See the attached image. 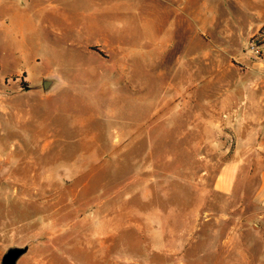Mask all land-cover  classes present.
I'll return each instance as SVG.
<instances>
[{"label":"rangeland","instance_id":"1","mask_svg":"<svg viewBox=\"0 0 264 264\" xmlns=\"http://www.w3.org/2000/svg\"><path fill=\"white\" fill-rule=\"evenodd\" d=\"M180 1L0 0V260L26 246L16 264H264L239 68L199 77L205 0L183 16ZM237 154L239 192L217 194Z\"/></svg>","mask_w":264,"mask_h":264},{"label":"crops","instance_id":"2","mask_svg":"<svg viewBox=\"0 0 264 264\" xmlns=\"http://www.w3.org/2000/svg\"><path fill=\"white\" fill-rule=\"evenodd\" d=\"M184 0L178 3V8L184 14ZM192 21L197 32L205 31L207 70L206 74L199 77L206 78L208 85L215 79H225L223 71L228 65L237 63L238 80L235 87L240 93L237 120L240 127H247V137L244 139L247 152L253 158L261 161L256 172L251 167L244 174H256L259 185L253 192L258 201L264 200V152L254 144L259 142L261 129L264 126V43L262 55L255 58L245 51L247 40L258 31L264 35V0H205L201 6L192 9ZM182 23V19H181ZM180 55L176 57L174 70L176 77H181L183 54V27L180 24ZM243 47V48H242ZM170 70L169 72H171ZM250 128V130H249ZM236 153L242 152L236 150ZM240 155L225 161L214 178L212 190L222 196H232L239 192L238 179L242 175Z\"/></svg>","mask_w":264,"mask_h":264},{"label":"water","instance_id":"3","mask_svg":"<svg viewBox=\"0 0 264 264\" xmlns=\"http://www.w3.org/2000/svg\"><path fill=\"white\" fill-rule=\"evenodd\" d=\"M50 84L49 81L43 82V87L46 88ZM27 252V247H10L1 256V264H16L20 257H22Z\"/></svg>","mask_w":264,"mask_h":264},{"label":"built area","instance_id":"4","mask_svg":"<svg viewBox=\"0 0 264 264\" xmlns=\"http://www.w3.org/2000/svg\"><path fill=\"white\" fill-rule=\"evenodd\" d=\"M263 43L264 35L261 31H258L248 40L246 51L253 57L259 58L262 55Z\"/></svg>","mask_w":264,"mask_h":264}]
</instances>
